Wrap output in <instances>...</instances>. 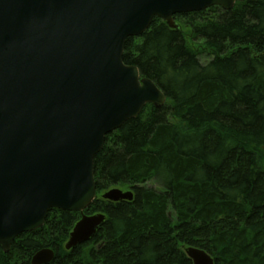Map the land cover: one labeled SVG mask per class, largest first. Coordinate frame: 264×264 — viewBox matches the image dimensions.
Here are the masks:
<instances>
[{
    "label": "trees",
    "instance_id": "1",
    "mask_svg": "<svg viewBox=\"0 0 264 264\" xmlns=\"http://www.w3.org/2000/svg\"><path fill=\"white\" fill-rule=\"evenodd\" d=\"M153 17L125 39L122 60L163 92L108 133L94 156L96 195L84 214L105 219L86 242L64 247L79 212L51 208L17 235L0 264H192L198 247L214 264H264V0H236ZM210 58L201 63L199 51ZM114 186L131 200L102 198Z\"/></svg>",
    "mask_w": 264,
    "mask_h": 264
},
{
    "label": "water",
    "instance_id": "2",
    "mask_svg": "<svg viewBox=\"0 0 264 264\" xmlns=\"http://www.w3.org/2000/svg\"><path fill=\"white\" fill-rule=\"evenodd\" d=\"M236 0H0V245L43 225L51 208L79 212L64 244L88 241L105 219L83 213L96 195L94 156L105 136L163 92L122 60L125 39L142 34L153 17L177 29L175 14ZM110 188L102 198L131 200ZM192 264H214L187 246ZM41 248L30 264H47Z\"/></svg>",
    "mask_w": 264,
    "mask_h": 264
},
{
    "label": "rangeland",
    "instance_id": "3",
    "mask_svg": "<svg viewBox=\"0 0 264 264\" xmlns=\"http://www.w3.org/2000/svg\"><path fill=\"white\" fill-rule=\"evenodd\" d=\"M197 48H198V50H200V51H199V60H200V62H201V63L206 62V61L210 58V55H209L206 51L201 50V47H198V46H197ZM112 188H119V189H122V188H120L119 186H114V187H112ZM122 190H124V189H122ZM126 190H127V189H126ZM106 191H107V190H106ZM104 192H105V191H104ZM104 192H101V195H102Z\"/></svg>",
    "mask_w": 264,
    "mask_h": 264
}]
</instances>
